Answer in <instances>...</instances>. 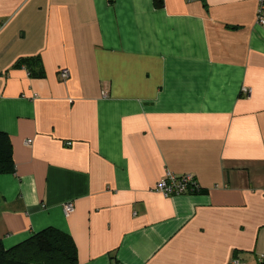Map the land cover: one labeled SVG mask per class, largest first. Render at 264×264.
<instances>
[{
  "label": "crops",
  "instance_id": "crops-1",
  "mask_svg": "<svg viewBox=\"0 0 264 264\" xmlns=\"http://www.w3.org/2000/svg\"><path fill=\"white\" fill-rule=\"evenodd\" d=\"M258 8L0 0V130L14 162L0 174L3 246L52 228L78 264H264ZM32 57L44 78L16 65ZM168 173L202 191L165 197Z\"/></svg>",
  "mask_w": 264,
  "mask_h": 264
},
{
  "label": "trees",
  "instance_id": "trees-1",
  "mask_svg": "<svg viewBox=\"0 0 264 264\" xmlns=\"http://www.w3.org/2000/svg\"><path fill=\"white\" fill-rule=\"evenodd\" d=\"M154 2L158 7L163 6V0ZM16 65L27 67L33 77H45L39 57L20 59ZM13 169L12 142L10 137L0 130V174L10 173ZM39 261L43 264H78L77 249L72 237L49 228L11 249H6L0 242V264H33Z\"/></svg>",
  "mask_w": 264,
  "mask_h": 264
},
{
  "label": "built area",
  "instance_id": "built-area-1",
  "mask_svg": "<svg viewBox=\"0 0 264 264\" xmlns=\"http://www.w3.org/2000/svg\"><path fill=\"white\" fill-rule=\"evenodd\" d=\"M258 15H257V24L260 27H264V0H258ZM63 79L69 77L67 70H63L61 73ZM243 93L251 96L252 90L249 88H244ZM30 143V141H28ZM71 145V143H67ZM156 191L163 194L165 197H174L181 196L186 194H196L201 191V187L198 184L196 178L193 175H184L181 177L175 176L171 173H168L166 177L160 181L156 187ZM64 211L66 215H69L74 212V204L68 203ZM262 262V260H261ZM231 264H246L240 259H234Z\"/></svg>",
  "mask_w": 264,
  "mask_h": 264
},
{
  "label": "rangeland",
  "instance_id": "rangeland-1",
  "mask_svg": "<svg viewBox=\"0 0 264 264\" xmlns=\"http://www.w3.org/2000/svg\"><path fill=\"white\" fill-rule=\"evenodd\" d=\"M33 264H43V262L42 261H39V262H35Z\"/></svg>",
  "mask_w": 264,
  "mask_h": 264
}]
</instances>
